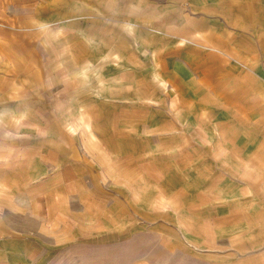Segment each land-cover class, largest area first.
I'll return each instance as SVG.
<instances>
[{
    "label": "rangeland",
    "instance_id": "374dc122",
    "mask_svg": "<svg viewBox=\"0 0 264 264\" xmlns=\"http://www.w3.org/2000/svg\"><path fill=\"white\" fill-rule=\"evenodd\" d=\"M0 264H264V0H0Z\"/></svg>",
    "mask_w": 264,
    "mask_h": 264
},
{
    "label": "bare ground",
    "instance_id": "6f19581e",
    "mask_svg": "<svg viewBox=\"0 0 264 264\" xmlns=\"http://www.w3.org/2000/svg\"><path fill=\"white\" fill-rule=\"evenodd\" d=\"M79 121H80L79 124L82 126V129L85 131V133L87 135H90V137L93 139L94 136L91 133L88 118L84 117V115L81 114Z\"/></svg>",
    "mask_w": 264,
    "mask_h": 264
},
{
    "label": "crops",
    "instance_id": "0c3cea01",
    "mask_svg": "<svg viewBox=\"0 0 264 264\" xmlns=\"http://www.w3.org/2000/svg\"><path fill=\"white\" fill-rule=\"evenodd\" d=\"M256 18H258V17L256 16Z\"/></svg>",
    "mask_w": 264,
    "mask_h": 264
}]
</instances>
